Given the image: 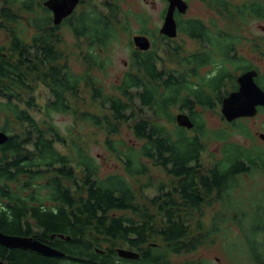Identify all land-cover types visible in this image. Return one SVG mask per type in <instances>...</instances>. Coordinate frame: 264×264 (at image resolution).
I'll use <instances>...</instances> for the list:
<instances>
[{"label":"trees","instance_id":"trees-1","mask_svg":"<svg viewBox=\"0 0 264 264\" xmlns=\"http://www.w3.org/2000/svg\"><path fill=\"white\" fill-rule=\"evenodd\" d=\"M46 1L0 0V131L9 136L0 146V232L32 237L65 256L0 246V259L8 264H208L173 258L214 242L232 222L243 231L247 256L264 264L259 241L264 205L251 199L246 208L241 197L244 176L264 174V147L233 142L229 130H208L198 113L222 107L237 89L239 75L251 67L230 54L239 39L231 32L214 38L213 55L184 54L175 47L133 51L132 69L108 94L93 72L106 70L102 54L121 40L118 0H106L101 8L94 6L97 0H86L80 13L59 25ZM243 9L242 21L264 18L263 3ZM63 27L84 40L82 73L72 71L59 49ZM169 62L174 70H167ZM209 64L214 69L202 75ZM256 83L264 90V75ZM40 86L50 95L46 101ZM84 91L99 112L82 105ZM175 110L188 115L194 128L178 126ZM56 115L72 118L67 134ZM239 121L228 122L232 131L251 138ZM81 125L105 133L103 144L122 163L123 173L101 176ZM124 127L131 143L120 137ZM214 142L216 153L210 152ZM150 162L165 180L152 175ZM151 189L156 194L143 200L140 194ZM217 205L220 211L208 229L196 226L204 207ZM119 249L133 250L139 258L122 259Z\"/></svg>","mask_w":264,"mask_h":264},{"label":"rangeland","instance_id":"rangeland-1","mask_svg":"<svg viewBox=\"0 0 264 264\" xmlns=\"http://www.w3.org/2000/svg\"><path fill=\"white\" fill-rule=\"evenodd\" d=\"M250 1L252 0H228V3H230V5H242ZM254 1L264 4V0ZM105 2L106 0H97L93 3H95V7L101 8L100 5H103V3ZM118 3L120 5L119 19L122 21V31L123 29H125L124 25H126V32L125 34L121 32V40L115 45L111 46L106 52L102 54L104 57V61L107 62L106 70L104 72H100L97 70L93 72V74L97 76L102 86L106 89L108 94L114 92L113 88L115 87V85H117V83L121 81L123 76L132 69L131 58L134 51V46L132 45V35L141 32V28L143 26H148L150 29L154 30V27H160L162 23L160 20V16L163 4H161L160 0H118ZM191 5L192 7L195 6L193 5V0L191 1ZM100 8H98L99 11H101ZM80 12L81 11H79L78 13ZM137 17H141V19L144 18L146 20V23L141 24V19ZM242 23L243 24H240V27L238 29H230V32L233 34L235 33L241 39L240 42L242 43V45L239 46L240 55L244 57L245 61L248 64L254 65L256 69L259 70L260 74L264 75V18L249 17ZM252 34L261 36L259 52L256 53L251 52V50L249 49L248 40L252 37ZM60 35L62 41L59 45V49L62 51L65 60L69 64V67L72 69V71L81 73L84 72L85 63L83 60V55L86 54V46L84 40L75 38L70 30L66 27H63ZM3 36L4 35L0 36V44H4ZM243 38L246 41H244ZM155 43L156 46L158 43L157 48H162L163 52L164 47H174L172 46V44H163L158 40H156ZM189 52L191 51L189 50V48H187L184 54H188ZM165 65L167 70H174L176 68V65L171 64L170 62L166 63ZM159 68H162V64H159ZM206 73L207 70H203L201 74L204 75ZM38 91V93L42 94V101H46L48 98H50L48 91H46L44 87L40 86L38 88ZM83 96L81 102L83 103L82 105L84 107L86 106V110L90 112L100 111L97 107V104L91 102L87 91L83 92ZM176 112L177 114H179L178 112L180 111L175 110V114ZM198 113L202 116V119L206 123L208 130L213 132L218 130H229L233 133V135L231 136V141L233 142H237L247 148L254 145L264 147V139L262 140L261 138V135L264 134V111L254 118L239 119V122H243L249 129L251 138L243 136L237 131H232V127L222 116L221 106H218L216 110L198 109ZM35 116L37 119H40V116L38 114H35ZM55 122L64 134H67V129L73 123L71 117L64 115H56ZM78 130L79 132H81L82 137L87 136L89 138L90 153L96 158L98 164L101 165L102 177L114 173H123L122 163L118 158H116V156L110 154L103 144L106 136L105 133L88 125L79 126ZM120 137L125 139L127 143H131L133 139V136L127 127L123 128ZM218 147V144L214 142L210 145V152L216 153ZM58 149L61 152H65V150L60 146H58ZM208 158L209 155L205 154L203 157V161L205 162V164L208 163ZM152 164L153 163L151 162L149 163V168L152 175L158 180H165L167 177L165 173ZM243 186L244 188L241 197L245 201L246 208L251 207V199L257 200L259 202H261L262 200V203L264 205V174L244 176ZM139 194L140 192L138 193V195ZM155 194L156 191L151 189L147 190L144 195H140L143 200H145L146 196L152 197ZM219 206L220 205H217L214 208L204 207L201 216L199 215L196 217V226L197 224L202 223V225H204V228L208 229L212 222L214 214L220 211L221 206ZM198 219H200V221ZM259 241L262 243L264 242V234L260 235ZM246 247L247 245L244 241L243 231L234 223L229 222L223 225L222 232L216 235L214 242L205 244L194 253L175 256L173 260L177 263L187 261H204L208 264H256L247 256ZM241 248H243L242 254Z\"/></svg>","mask_w":264,"mask_h":264},{"label":"flooded vegetation","instance_id":"flooded-vegetation-1","mask_svg":"<svg viewBox=\"0 0 264 264\" xmlns=\"http://www.w3.org/2000/svg\"><path fill=\"white\" fill-rule=\"evenodd\" d=\"M85 1L86 0H80V2L77 4L72 14L64 18L62 23L65 20L77 14L79 11H81V9L85 7ZM191 1L192 0H182V3H179L180 5L175 8L174 21H175L176 36L171 37L164 32L166 17L169 10L170 2L168 0H160L161 4H163L161 16H160L161 18L160 20L162 22L161 26L154 27L153 30L150 29L148 26L142 25L143 27L141 28V32L132 35V45L134 46V52H148V51L162 52V48L161 49L157 48L158 43L156 46L155 42L156 40H158L163 44L164 43L172 44V46L177 48V50L182 53H184L185 50L189 48L191 52H189L188 54L213 55L214 53L217 52L216 46L214 44V38H223L227 33H230V29L232 30L238 29L240 27V24H243L242 19L238 17L243 12L244 10L243 7L246 5L255 4L257 2L252 0L242 5H230V3H228V0H193V5L195 6L192 7ZM49 11L52 20L54 21V13L51 9H49ZM248 13L249 15L251 14L249 11ZM142 19L143 21L141 24H145L146 20L144 18ZM125 32L126 30L123 29L122 33L125 34ZM231 35L235 36L236 39H239L238 40L239 42L234 43L232 45L233 47L231 46L233 50L230 52V54L245 61L244 57L241 56L239 52V46L242 45V43L240 42L241 41L240 37L235 33L234 34L232 33ZM136 37H142L148 40L150 42V49L144 51L137 48L135 44ZM244 41L246 40L244 39ZM248 41H249V49L251 50V52L253 53L259 52L261 36L252 34V37L249 38ZM213 66H214L213 64H209L203 70H207V72L211 71L214 69ZM250 66L251 67H249V69L245 72L256 71L258 73V76L255 78V82H256V79L259 77L260 72L258 69H256L254 65H250ZM245 72L241 73L239 76H241ZM236 83L238 87L233 92L239 89L238 78L236 80ZM263 111H264V107H259L257 115H259ZM243 119H248V118H243Z\"/></svg>","mask_w":264,"mask_h":264},{"label":"water","instance_id":"water-1","mask_svg":"<svg viewBox=\"0 0 264 264\" xmlns=\"http://www.w3.org/2000/svg\"><path fill=\"white\" fill-rule=\"evenodd\" d=\"M170 2L166 17L164 32L171 37L176 36L174 10L182 3V0H168ZM80 0H48L44 6L54 13V23L59 25L63 19L72 14ZM137 48L147 51L150 49V42L142 37L135 38ZM258 76L256 71H249L238 78L239 89L232 92L222 103V115L227 122L232 123L243 118H254L258 114V108L264 107V90L255 82ZM180 127L191 130L194 124L186 114H179L176 117ZM264 138V134L261 135ZM9 136L0 131V146L5 144ZM63 238V236H61ZM0 245L8 249H20L30 251L45 257H64L65 254L59 250L41 243L32 237H20L6 235L0 232ZM118 255L122 259L136 260L139 254L133 250L119 249ZM0 264H7L0 260Z\"/></svg>","mask_w":264,"mask_h":264}]
</instances>
